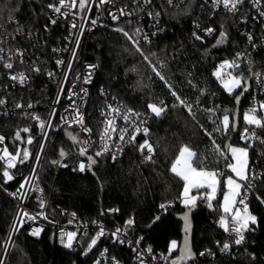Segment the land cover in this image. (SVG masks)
<instances>
[{
	"label": "trees",
	"instance_id": "1",
	"mask_svg": "<svg viewBox=\"0 0 264 264\" xmlns=\"http://www.w3.org/2000/svg\"><path fill=\"white\" fill-rule=\"evenodd\" d=\"M53 3L54 0H0V10H3L0 27L13 33L21 28L22 35L43 32L48 25L49 5ZM161 9L167 30L150 42L140 40L136 34L137 26L127 20L111 27H101L88 37L83 56L98 64L91 82L93 102L86 113L95 142L91 153L97 163L85 174H76L73 172L76 159L73 158L65 162L57 174L52 172L57 168L52 161L61 160V151L72 148L65 143V136L60 135L50 156V168L46 165L41 167L39 180L54 206L61 205L75 211L82 221L97 220L110 227L127 228L142 236L143 244L154 251H169L175 241L176 248L172 252L179 258L185 240L183 220L179 216L187 206L182 204L184 181L171 171V167L181 149L187 146L197 154L199 164L194 162V167L227 174L230 170L226 164L230 163L231 155L230 148L228 152L226 150V143L231 136L230 147L242 145L248 148L249 169L256 154L253 147H248L249 143L240 137L248 98L240 108L239 130L234 133L235 97L239 90L228 93L214 75L218 63L230 57L243 43V38L236 31V18L217 16L220 21L217 20L215 34L205 40H197L190 34L191 18L196 13L191 0L179 6L162 2ZM116 29L128 32L132 40ZM222 32L225 37L223 43L218 44ZM132 41L139 42L143 55ZM48 43L47 50L54 43L53 39ZM144 56L148 57L147 61ZM153 65L156 71H153ZM235 73L239 74L238 71ZM160 76L164 79L161 80ZM100 89L133 110L151 114L148 136H139L115 159L114 155L100 149L102 120L95 111L101 102ZM150 104L163 106L165 111L156 116L148 107ZM185 105H191V114ZM225 113L230 119L226 133L217 131L222 129ZM15 123L17 121L8 119L0 121V133L15 135L19 129ZM146 139L154 152L150 160L146 159L150 155L148 150L142 152L139 149ZM98 151L102 152L99 157L95 155ZM3 171L0 164V184L11 190L18 179L5 182ZM224 178L220 176L221 186L211 208L206 199L198 198L196 201L198 210L193 215L192 239L194 257L185 263L194 261L198 250L217 248L216 243L225 240L224 232L217 226L223 213L220 199L225 190ZM193 193L198 197L203 195L200 190ZM261 200H264V175L251 188L249 199L252 213L257 217L256 227L246 230L245 240L234 256L220 253L221 260H227L229 264H264V203ZM168 201H173V205L160 212V205ZM40 204V195L32 194L28 206L38 209ZM15 213L16 203L0 190V253ZM128 220L133 223L127 224ZM31 233L29 223L23 222L5 264H101L98 252L103 246L118 257L119 264H138L133 259L132 249L120 246L112 235L102 238L89 250L88 244L94 233L79 234L81 248L73 252L56 245L51 229L41 236Z\"/></svg>",
	"mask_w": 264,
	"mask_h": 264
},
{
	"label": "built area",
	"instance_id": "2",
	"mask_svg": "<svg viewBox=\"0 0 264 264\" xmlns=\"http://www.w3.org/2000/svg\"><path fill=\"white\" fill-rule=\"evenodd\" d=\"M188 1L172 0L170 5L179 6ZM162 2L168 3V0H152L150 4L139 3L138 0H127L122 3L117 0H104L103 3L101 0H88L85 9L81 10L79 0H76V7L61 9L62 12L69 13L66 17L53 12L50 8L47 15L48 25L43 32L36 31L22 35L20 31L13 33L4 27H0V49H3V52L0 53V56L3 57L0 60V99L6 102L0 105V121L3 119L15 120L17 121L15 124L19 125V129L13 136L0 133V136L4 137V142L0 143V155H3L4 148H7L12 155L18 151L21 153L15 161L16 166L8 169L13 179H18V183L11 190L5 189L0 184V190L16 203L13 224L18 225L24 220V222L29 223L31 232L37 228L40 229L37 236H41L45 231L51 229L56 245L73 252H78L81 248L79 234L94 233L93 239L98 237L97 243L102 238L114 236V240L120 246L132 249L133 259L138 264H173L174 260H179L177 256L173 255L172 250L166 252L152 250L143 244L142 236L133 234L127 228L110 227L97 220L82 221L75 211L61 205L54 206L51 197L39 180L41 167L46 165L50 168V156L58 144L57 139L60 135L65 136V143L72 148L65 150V155L62 156L61 160H57L59 163H52L53 166H57L52 172L57 174L65 162L75 158L73 172L85 174L90 170L87 156H92L96 160L91 153L95 142L92 127L86 121V113L93 102L91 82L97 73L98 64L83 56L88 37L101 27H111L118 22L127 20L130 24L136 25L137 29H140L138 34L140 40L150 42L165 34L167 30L161 9ZM191 2L196 7V13L191 18L190 34L197 40H205L215 34L218 28L217 22L220 21L217 16L236 18V31L243 38V43L235 49L230 57L221 60L217 66L225 60L236 61L240 65L236 71L242 75V78L245 80L252 77L251 92L247 95L248 100L244 114L253 115L249 110L256 108L254 115L261 120V123H264V107H261L264 105V15H261V12H264V0H258V3H254V0H243V3L238 4L234 11L226 9L223 3L217 5L216 0H191ZM65 3L66 5L70 4L72 0H65ZM53 5L58 6V0H54ZM121 9L124 10L125 15H120ZM127 13H131V15ZM156 13L159 15H155ZM112 14L119 18L113 20ZM53 20L56 21L55 24L52 23ZM92 20H95L96 24H92ZM73 24L76 25L75 28L72 27ZM209 29L212 31L209 32ZM50 39H53L54 43L47 50ZM73 51H75V56ZM238 54L239 59H237ZM6 63H12L13 67L8 69L4 66ZM89 65L97 67L90 69ZM227 71L232 70L228 69ZM19 73H24L26 77L23 83L19 80ZM255 73L260 75L256 76ZM13 76H17V79L13 80L11 78ZM89 76V82L85 83V78ZM100 95L101 102L95 109L96 114L102 120L99 138L100 149L104 153L121 156L126 147L136 141L139 136H148L151 114L141 113L127 107L109 97V93L103 89H100ZM17 104H20L21 107H17ZM73 109L78 110L80 115L77 116ZM125 115L129 116L127 121L122 119ZM81 116L83 118L82 124L78 122ZM37 117L38 119H36ZM109 121L112 123L109 124ZM42 122L45 124L43 129L40 127ZM25 128L29 131L24 132L23 129ZM84 128L90 129V132H85ZM136 128H139L138 132ZM245 128L249 129V137L252 136L254 130L259 139H246ZM144 129H147V133L144 132ZM17 133H19V139L16 137ZM120 135L124 136L123 140H120ZM133 136L135 137L134 140L131 139ZM240 137L252 145L256 154L255 161L248 173L254 187L264 175V145L259 142L264 140V128L257 127L255 124L248 125L244 120L240 128ZM29 138L32 140L31 144L28 143ZM85 140L89 141L88 150L85 156H81L79 149L84 147L83 142ZM146 140L149 142L148 139ZM105 144L108 145L107 151H104ZM149 144L151 145L150 142ZM24 150L28 151L29 157L21 163ZM151 156H154V152L151 153ZM81 161L85 162L83 172L78 167ZM0 164L3 170L7 168L6 160H0ZM253 173L256 177L254 180L251 179ZM26 179L28 183L25 184L24 189H20V185ZM18 189L20 190L19 193ZM14 193H16L15 196ZM34 193L40 195L44 204L43 208L40 206L38 209H34L28 206V200ZM250 196L251 188L242 187L241 197L245 199L249 213L254 215L249 201ZM173 203V201L162 203L166 205V208H161V204L160 212L167 211ZM237 206L241 208V214H243V206L238 204ZM21 212L35 216L36 220L23 217L20 215ZM40 213L43 215H39ZM224 215V213L221 214V216ZM221 216L218 218L217 226L224 232V242H217V248L205 247L198 250L195 253L194 261L183 264H229L227 260H221L219 255L221 253L234 256L245 240L246 230L243 233L244 240L240 245H236L234 243L237 238L236 235L224 230L220 223ZM228 223L231 228L232 220L230 217ZM256 225L257 217L256 223L249 224V228H254ZM117 229L121 231L117 233ZM101 230H103V235L98 236ZM69 232L76 233L71 248L65 247L66 235L64 237L65 242H61V235ZM114 233L116 235H113ZM138 241L139 243H137ZM224 243L230 245L227 251H221ZM98 259L101 264H117V262L119 264L118 257L111 254L107 246L99 249Z\"/></svg>",
	"mask_w": 264,
	"mask_h": 264
},
{
	"label": "snow or ice",
	"instance_id": "3",
	"mask_svg": "<svg viewBox=\"0 0 264 264\" xmlns=\"http://www.w3.org/2000/svg\"><path fill=\"white\" fill-rule=\"evenodd\" d=\"M88 2V0H79V8L81 10L85 9L86 7V3ZM104 0H101V3H103ZM139 3H143V4H150L152 2V0H138ZM168 3L171 4L172 0H168ZM219 3H223V6L228 9L229 11H234L237 8L238 4H242L243 0H216V4L218 5ZM254 3H258V0H254ZM50 8H52L53 12L63 15V16H67L69 13L68 12H62L61 9L68 7V8H74L76 7V0H72V3L67 4L65 3V0H58V6L55 5H49ZM18 10V9H16ZM128 15H131V13H127ZM3 15V10H0V17H2ZM120 15H125V12L123 9L120 10ZM149 15H152V13H149ZM155 15H159V13H156ZM261 15H264V12H261ZM119 17L115 14H112V19L113 20H117ZM12 22H15L14 20ZM55 20L52 21L53 24H55ZM92 24H96L95 20L91 21ZM73 28L76 27L75 24L72 25ZM117 31H120L123 33V35L129 39L132 40V37L129 35L128 32L123 31V29H116ZM17 31H22L21 28H18ZM209 32H211L212 30L209 29ZM140 29H136V34H139ZM225 37V33H221V40L217 41L218 44L223 43V38ZM199 39V37H197ZM145 39H147L145 37ZM249 40H251V37H249ZM132 43L136 46V50L138 52H140L141 55H143V52L141 51L140 47H139V42L138 41H132ZM3 52V49H0V53ZM73 55L75 56V51H73ZM3 57L0 56V60H2ZM144 59L147 61L148 57L144 56ZM237 59H239V54L237 55ZM149 64H151V61H148ZM59 63V62H58ZM5 67H7L8 69H11L13 67L12 63H6L4 65ZM69 67H71V65H69ZM90 69L91 68H95L97 66L95 65H89L88 66ZM153 71H156L155 66L153 65ZM240 67V65L238 63H236V61H232L229 62L228 60H225L222 64H220L216 70V72L214 73V75L219 78L222 79L223 81V77H228V79L226 81H223L224 87L225 89L228 90L229 93L234 92L235 89L237 88H242V92L241 95L243 94V92L248 91L247 88V81L244 80V78L242 77H237L234 76L232 73L236 70H238ZM228 69H231L232 71H227ZM37 71H39V69H36ZM157 75H160L159 72L156 73ZM51 75V74H50ZM254 75L259 76L260 74L255 73ZM19 80L21 83L24 82V80L26 79L24 73H19ZM13 80L17 79V76H13L11 77ZM161 80L164 79L163 76H160ZM90 80V76L85 78V83H88ZM173 95H175V92L172 93ZM177 99L179 100V97H177ZM181 104H183V101H180ZM6 102L2 99H0V105L5 104ZM17 107H21L20 104H17ZM29 107H31V105H29ZM152 113H154L156 116H160L164 111H165V107L161 106L158 107L155 104H150L148 106ZM185 107H187L189 113L191 114V105H185ZM261 107H264V105H261ZM73 111L76 112L77 116H79V112L76 109H73ZM250 113H253V115H250L248 113H246L244 115V120L248 125H252L255 124L257 127L260 128H264V123H261L260 119H257L256 116L254 115V113L256 112V108H252L249 110ZM38 119V117L36 118ZM65 120H67V118H64ZM122 119L124 120H128L129 116L125 115L122 117ZM79 123H83V118L82 116L80 117ZM112 122L109 121V124H111ZM229 124H230V119H229V115L227 113H225L223 115L222 118V129L218 128L217 131H223V132H227L229 130ZM41 129H43L45 127V124L42 122L40 125ZM235 128V124H233V129ZM85 132H90V129L84 128L83 129ZM24 132H28L29 129L25 128L23 129ZM113 131H115V129H113ZM136 131H139V128H136ZM144 132L147 133V129H144ZM248 132L249 129L245 128V138L246 139H259V137H256L255 132L253 130L252 132V136L249 137L248 136ZM17 139H19V133L16 134ZM110 138V137H109ZM103 139V137H102ZM124 136L120 135V140H123ZM131 139H135V137L133 136ZM4 142V137L0 136V143ZM260 144L264 145V140H260L259 141ZM28 143L31 144L32 140L31 138L28 139ZM84 147H81L79 149V154L81 156H85L88 150V144L89 141L85 140L84 142ZM252 145L249 144L248 147H251ZM118 147V145H117ZM41 148H43V145H41ZM147 148L148 152H149V156L146 157V159L150 160L152 158L151 153L153 152V149L151 147V145L149 144V142L146 140L143 144H141L139 146V149L143 152V150ZM108 150V145L105 144L104 145V151ZM230 151L232 153V158L236 161L235 164L229 163L226 164V167L231 169L232 173H235L236 177L239 179V181H244L246 182L245 184H241L237 182V179H234L232 175H229L227 173H217V172H213V171H207L205 170V168H198L197 167H193V163H197L199 164V157L197 156V154L193 151H191L187 146L183 147L179 153V155L177 156V158L175 159V162L172 164L171 167V171L178 177H180L183 181H184V186H183V191H182V197H183V203L185 206H187L189 208V212L191 211V208L195 206V202L198 198L200 199H206L207 201H209L208 206L211 208V201L215 198V194L218 191V187L221 186V181L217 178L218 176H225L226 179L223 182V187L226 189L223 192V204H222V209H223V213L225 214L224 216H221V226L224 228V230L226 232H231L234 233L236 235V239L234 241V243L236 245H240L242 243V241L244 240V230H247L249 228V223L255 224L256 223V217L254 215H251L248 211V205L245 203V199L243 197H241V188L242 187H246L248 189L253 187V184L249 178L248 175V167H247V155H248V148H235L232 147L230 148ZM239 154V155H237ZM21 153L18 151L15 155H12L8 152L7 148L3 149V155H0V160H6L7 163V168L3 171L2 175L3 177L6 178L5 182L10 181L13 179V176L10 175L8 169L9 168H14L15 165V161L18 157H20ZM61 156L65 155V153L63 151H61L60 153ZM97 157H99L100 155H102V152L98 151L95 154ZM29 157V153L27 150L23 151V158L21 159V163L24 162V160H27ZM113 158L115 159V156H113ZM195 158V160H194ZM37 159H39V157H37ZM87 161H88V168L91 169L92 165L96 164L97 161L92 157V156H87ZM53 164H57L59 163L58 161H52ZM66 166V165H65ZM79 170L81 172H83L85 170V162L81 161L78 165ZM255 174H252L251 179L254 180ZM28 183V180L26 179L24 183H22L20 185V189H24L25 184ZM200 190V189H207L210 191H206L203 195H201L200 197H197L195 195H190V193L192 192V190ZM20 192V190L18 189V193ZM14 196L16 195V193L13 194ZM237 197H241L239 200H237ZM262 203H264V200H261ZM238 205H242L243 206V214H241V208L237 206ZM41 208L44 207L43 201H41L40 204ZM161 208H166V205H161ZM20 215H22L23 217H26L29 220H36L35 216H31L29 215L27 212H21ZM39 215H43V213H40ZM230 217V219L232 220V225L231 228L229 227V223H228V218ZM46 218V217H45ZM184 221H185V243L181 249V256L179 258V260H174L173 264H182V262H186L189 259H192L194 257V254L191 252L190 248L188 247V243H187V237H188V232H189V228H190V224H189V219H188V214L186 213L183 217ZM23 221H21V225H22ZM133 223L132 220H128L127 224L131 225ZM14 230H15V226H14ZM40 229L37 228L35 230L32 231V235L36 236L39 234ZM117 233H119L121 230L117 229L116 230ZM65 235L67 236V242L65 243V247L71 248L72 245V241L73 239H75L76 237V233L75 232H69L67 234H62L61 235V242L64 243V237ZM99 235H103V230L100 231ZM113 235H116L115 233ZM98 238V237H97ZM97 238H94L91 240V243L88 244V249L91 250L93 246H95V244L97 243ZM121 243L123 241H120ZM139 243V241L137 242ZM176 242L173 241L172 242V247H175ZM230 245L228 243H224L221 251H227L229 249ZM171 250V249H170ZM149 251H151V249H149ZM87 254V253H85ZM201 255H204V253H201ZM0 264H4L3 260L0 259ZM98 264V262H97ZM118 264V262H117Z\"/></svg>",
	"mask_w": 264,
	"mask_h": 264
},
{
	"label": "water",
	"instance_id": "4",
	"mask_svg": "<svg viewBox=\"0 0 264 264\" xmlns=\"http://www.w3.org/2000/svg\"><path fill=\"white\" fill-rule=\"evenodd\" d=\"M247 81V88H248V91L246 92H243V94L241 95V92H242V88L239 89V92L237 93L236 97H235V102H236V110H235V113H234V120H233V124H235V128L233 129L234 130V133H237L238 130H239V119H240V108L245 100V98L247 97V95L251 92V80H252V77H249V78H246L245 79ZM233 139V136H231L227 143H226V150L227 152L229 151V148H230V144H231V140ZM224 173V172H223ZM198 210V205L195 204L194 207L191 208V211L189 212V208L187 207L185 212L180 215V219L183 220V230H184V233H185V221L183 219L184 215L187 213L188 214V219H189V224H190V228H189V232H188V237H187V243H188V247L190 248L191 252L193 253V250H192V239H193V234H194V222H193V215L194 213ZM17 224H16V228H17ZM13 230V229H12ZM14 236L11 238V233L9 234L8 236V240L11 238L12 240L14 239ZM11 240V241H12ZM185 243V240L183 242V245ZM183 247V246H182ZM181 247V249H182ZM3 252V251H2ZM180 256H181V251H180ZM185 263V262H182V264Z\"/></svg>",
	"mask_w": 264,
	"mask_h": 264
},
{
	"label": "rangeland",
	"instance_id": "5",
	"mask_svg": "<svg viewBox=\"0 0 264 264\" xmlns=\"http://www.w3.org/2000/svg\"><path fill=\"white\" fill-rule=\"evenodd\" d=\"M217 68H218V66L216 67V69L214 70V73L216 72V70H217ZM234 76H237V77H242V75L239 73V74H236V73H232ZM228 79V77H223V81H226ZM220 80V82H221V85L223 86V88L225 89V87H224V84H223V81H222V79H219ZM240 88H237V89H235L234 90V92H232V93H235L237 90H239ZM227 92H228V90L227 89H225ZM229 93V92H228ZM231 93V94H232ZM245 115V114H244ZM232 147H235V148H245L244 146H242V145H232L231 146V148ZM230 155H231V159H230V163H232V164H235L236 163V161L232 158V153H231V151H230ZM237 155H239V154H237ZM247 159V158H246ZM95 165V164H94ZM230 170V172L228 173L229 175H232L233 176V178L234 179H237V182L238 183H243L242 181H239V179L236 177V175H235V173H232L231 172V169H229ZM207 171H213V172H217V171H215V170H207ZM219 180H220V176H218L217 177ZM226 179V177L224 178V180ZM218 189H219V187H218ZM226 190V189H225ZM241 190H242V188H241ZM200 191H201V194H204L206 191H210V190H207V189H200ZM38 194V193H37ZM217 194H218V191H217V193L215 194V198L217 197ZM214 198V199H215ZM239 197H237V199H238ZM213 199V200H214ZM212 200V201H213ZM211 201V202H212ZM222 204H223V194H222V196H221V199H220V208H221V210L223 211V209H222ZM13 222H14V219H13ZM13 222H12V226H11V230H10V232H9V234L11 233V238L13 237V235H15L14 236V239L12 240L11 238L8 240V236H9V234H8V236L5 238V240L3 241V244H2V248H1V253H0V259H2L3 260V262H4V264H5V262H6V260H7V258H8V255H9V253L11 252V250H12V247H13V244H14V240H15V238H16V235H17V232L19 231V229H20V226H21V223H19L18 224V226H17V228H16V225L15 224H13ZM23 222H24V220H23ZM17 223V222H16ZM14 226H15V230H14ZM13 229V230H12ZM12 240V241H11ZM176 248V245H175V247H172V243H171V246H170V249L171 250H174ZM3 251V252H2Z\"/></svg>",
	"mask_w": 264,
	"mask_h": 264
},
{
	"label": "crops",
	"instance_id": "6",
	"mask_svg": "<svg viewBox=\"0 0 264 264\" xmlns=\"http://www.w3.org/2000/svg\"><path fill=\"white\" fill-rule=\"evenodd\" d=\"M231 148V147H230ZM247 162H248V164H247V167H248V173H249V156L247 155ZM194 167V166H193ZM199 170V169H198ZM242 182H244V181H242ZM242 185H243V183H242ZM195 189H193L192 190V192L190 193V195H195V196H197L198 197V194L197 193H193V191H194ZM242 191V190H241ZM197 201V200H196ZM182 204L184 205V203H183V197H182ZM195 204H196V202H195ZM185 206V205H184ZM249 224H252V223H249ZM180 258V257H179Z\"/></svg>",
	"mask_w": 264,
	"mask_h": 264
}]
</instances>
